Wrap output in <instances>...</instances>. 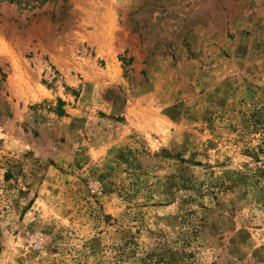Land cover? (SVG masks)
Wrapping results in <instances>:
<instances>
[{
	"label": "rangeland",
	"instance_id": "1",
	"mask_svg": "<svg viewBox=\"0 0 264 264\" xmlns=\"http://www.w3.org/2000/svg\"><path fill=\"white\" fill-rule=\"evenodd\" d=\"M0 264H264V0H0Z\"/></svg>",
	"mask_w": 264,
	"mask_h": 264
},
{
	"label": "trees",
	"instance_id": "2",
	"mask_svg": "<svg viewBox=\"0 0 264 264\" xmlns=\"http://www.w3.org/2000/svg\"><path fill=\"white\" fill-rule=\"evenodd\" d=\"M14 0H8L9 3L13 2Z\"/></svg>",
	"mask_w": 264,
	"mask_h": 264
}]
</instances>
